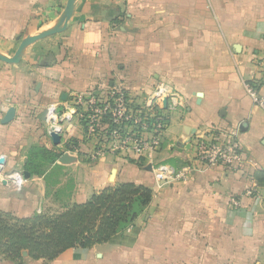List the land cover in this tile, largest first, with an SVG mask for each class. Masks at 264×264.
I'll use <instances>...</instances> for the list:
<instances>
[{
  "label": "crops",
  "instance_id": "0c3cea01",
  "mask_svg": "<svg viewBox=\"0 0 264 264\" xmlns=\"http://www.w3.org/2000/svg\"><path fill=\"white\" fill-rule=\"evenodd\" d=\"M67 1L0 0V52L12 57L25 37L53 28ZM251 81L264 96V0H78L65 31L34 43L18 64L0 61V209L43 214L55 166L72 170L69 206L119 184L155 196L131 231L108 243L54 261L0 256V264H264V108L247 93ZM159 82L177 91L182 107L155 147L92 159L98 140L86 138L76 117L53 139L50 108L64 111L77 96L112 86L146 106ZM11 108L15 118L4 125ZM213 127L239 131L245 170L200 166L185 178L157 179L161 165L180 172L194 163L197 139ZM71 141L77 153L68 151ZM33 148L59 160L29 171ZM17 172L28 174L21 188L5 180Z\"/></svg>",
  "mask_w": 264,
  "mask_h": 264
},
{
  "label": "built area",
  "instance_id": "2783aa9c",
  "mask_svg": "<svg viewBox=\"0 0 264 264\" xmlns=\"http://www.w3.org/2000/svg\"><path fill=\"white\" fill-rule=\"evenodd\" d=\"M257 81L246 83L245 87L253 102L264 108V96L259 93ZM182 107L181 97L168 83L159 82L148 105H134L129 95L120 87L112 86L102 94L93 92L77 96L73 106L65 110L50 108L48 118L51 134L61 131V125L76 117L86 138H96L98 147L92 159L102 154L139 155L147 148L158 145L169 126L170 114ZM237 129L213 127L199 136L196 141L197 155L194 163L177 172L170 165L157 168L159 181L185 178L201 167L222 166L233 171L245 170L243 147ZM75 141L68 144V151L77 153ZM1 167V165H0ZM7 183L21 188L28 181L27 173H14L5 177ZM234 204L239 205L238 201Z\"/></svg>",
  "mask_w": 264,
  "mask_h": 264
},
{
  "label": "trees",
  "instance_id": "16d2710c",
  "mask_svg": "<svg viewBox=\"0 0 264 264\" xmlns=\"http://www.w3.org/2000/svg\"><path fill=\"white\" fill-rule=\"evenodd\" d=\"M32 152L51 154L55 160L60 156L47 149ZM31 154L27 170L34 172ZM154 196L152 189L128 183L96 192L86 203L68 206L55 217L17 218L0 209V256L22 263L26 252L34 260L54 261L71 250L108 243L134 227Z\"/></svg>",
  "mask_w": 264,
  "mask_h": 264
},
{
  "label": "rangeland",
  "instance_id": "374dc122",
  "mask_svg": "<svg viewBox=\"0 0 264 264\" xmlns=\"http://www.w3.org/2000/svg\"><path fill=\"white\" fill-rule=\"evenodd\" d=\"M37 154V155H35ZM35 155V156H33ZM32 163L33 167H36L37 172L44 173L46 169L55 165V157L51 154H46L44 152H32ZM71 168H61L60 166H55L47 175L48 181V191H47V202L45 203V211L41 215H46L49 217L58 216L69 206V198L73 191V174ZM131 227L127 232L131 231Z\"/></svg>",
  "mask_w": 264,
  "mask_h": 264
},
{
  "label": "water",
  "instance_id": "95a60500",
  "mask_svg": "<svg viewBox=\"0 0 264 264\" xmlns=\"http://www.w3.org/2000/svg\"><path fill=\"white\" fill-rule=\"evenodd\" d=\"M77 1L78 0H68L67 1V5H66V8H65L63 14L61 15L58 23L53 28L48 29L46 31H43V32H41L35 36L29 35V36L25 37L22 40L21 44L19 45L14 56L8 57V56H6L0 52V61L4 62L6 64H11V65L18 64L22 60L26 50L30 46H32L34 43H36L37 41H40L42 39H45L49 36H53V35H56V34H59V33H62L63 31H65L67 28L68 22L73 17ZM15 115H16L15 109L14 108L9 109L1 121L2 124L5 125V124L10 123L15 118ZM52 137L55 140L56 144H58L59 140H60L59 136L56 133H53ZM61 161L64 163H69V162H71V158L67 155H64L61 158ZM0 163H3L2 159L0 160ZM25 254H26V252H25Z\"/></svg>",
  "mask_w": 264,
  "mask_h": 264
}]
</instances>
